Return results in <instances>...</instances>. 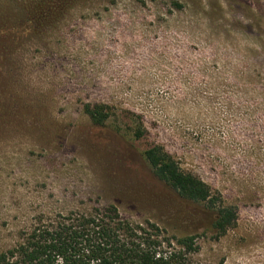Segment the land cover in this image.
<instances>
[{"label": "rangeland", "instance_id": "rangeland-1", "mask_svg": "<svg viewBox=\"0 0 264 264\" xmlns=\"http://www.w3.org/2000/svg\"><path fill=\"white\" fill-rule=\"evenodd\" d=\"M48 1L0 0V250L113 204L195 233L203 264H264V0ZM152 145L237 208L224 235L154 174Z\"/></svg>", "mask_w": 264, "mask_h": 264}, {"label": "trees", "instance_id": "trees-1", "mask_svg": "<svg viewBox=\"0 0 264 264\" xmlns=\"http://www.w3.org/2000/svg\"><path fill=\"white\" fill-rule=\"evenodd\" d=\"M64 3L49 0L47 6L58 11ZM171 5L176 10L184 7L181 0H171ZM110 108L105 103H87L84 110L93 123L104 125ZM143 131L139 123L135 137L140 138ZM144 158L160 180L183 199L201 206L204 219L199 229H212L222 236L236 223L237 208L225 205L207 182L184 171L163 146L146 148ZM199 251L195 233L177 236L151 221L134 224L109 204L40 222L13 247L0 250V264H203L194 259Z\"/></svg>", "mask_w": 264, "mask_h": 264}]
</instances>
